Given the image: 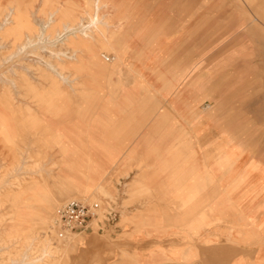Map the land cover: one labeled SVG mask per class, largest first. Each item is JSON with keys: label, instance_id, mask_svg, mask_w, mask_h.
<instances>
[{"label": "rangeland", "instance_id": "374dc122", "mask_svg": "<svg viewBox=\"0 0 264 264\" xmlns=\"http://www.w3.org/2000/svg\"><path fill=\"white\" fill-rule=\"evenodd\" d=\"M257 215L264 0H0V264H197Z\"/></svg>", "mask_w": 264, "mask_h": 264}, {"label": "crops", "instance_id": "0c3cea01", "mask_svg": "<svg viewBox=\"0 0 264 264\" xmlns=\"http://www.w3.org/2000/svg\"><path fill=\"white\" fill-rule=\"evenodd\" d=\"M196 169H198V167H196ZM98 172L100 173V170ZM143 175L144 173L140 172L137 174L138 180H136V182H138V184L141 181L140 177ZM161 178H167V173ZM148 179H144V185H151V181H148ZM195 186L196 184H194L193 179H191L190 182L189 179H187L185 186L181 187V189L179 190L181 198L184 197L185 199H188L192 197L196 193L194 190ZM244 205H246V203ZM244 205H241L239 214L242 215V217L249 218L251 212H248L247 206H245L246 210H244ZM199 212L197 215H193L195 221H193L194 224H192L191 226L192 233H198V236H200L202 232H205L204 230L212 231L214 229V226H206L210 223H213V221L210 219L213 218L214 214L212 213L214 211L208 210L206 213L203 211L201 215H199ZM258 223L259 222L257 215V220L249 225L250 227L244 228V226L241 224L238 230V234L240 235V246L239 248H235L234 250L227 246L217 247L208 245L206 247H195L194 249H197V254L199 257L197 259L198 261H196L197 264H264V221L259 223L260 225H258ZM226 226L227 223L224 227ZM258 233L262 234L261 244H259L258 242ZM196 239L197 237H194L193 241H195Z\"/></svg>", "mask_w": 264, "mask_h": 264}, {"label": "built area", "instance_id": "2783aa9c", "mask_svg": "<svg viewBox=\"0 0 264 264\" xmlns=\"http://www.w3.org/2000/svg\"><path fill=\"white\" fill-rule=\"evenodd\" d=\"M98 205H84L75 201L58 207L53 224L64 231L86 230L97 217Z\"/></svg>", "mask_w": 264, "mask_h": 264}, {"label": "bare ground", "instance_id": "6f19581e", "mask_svg": "<svg viewBox=\"0 0 264 264\" xmlns=\"http://www.w3.org/2000/svg\"><path fill=\"white\" fill-rule=\"evenodd\" d=\"M85 25H86V24H85ZM85 27H86V26H85ZM71 30H72V29H71ZM65 35H66V34H65ZM65 35H64V36H65ZM82 56H83V55H82ZM64 80L66 81V78H64ZM43 254H44V253H43Z\"/></svg>", "mask_w": 264, "mask_h": 264}]
</instances>
